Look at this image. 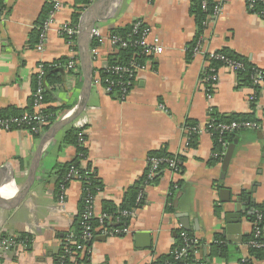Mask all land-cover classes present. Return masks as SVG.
Returning a JSON list of instances; mask_svg holds the SVG:
<instances>
[{"label": "crops", "instance_id": "1", "mask_svg": "<svg viewBox=\"0 0 264 264\" xmlns=\"http://www.w3.org/2000/svg\"><path fill=\"white\" fill-rule=\"evenodd\" d=\"M222 1L221 13L208 17L204 25L203 49H228L264 68V19L248 10L246 0ZM55 2L61 7L43 35L41 26ZM85 7L77 0H0V110H29L38 88L40 63L53 66L60 59L79 57L58 29L73 23L74 13ZM190 9L191 0H111L99 13L95 25L104 33L142 20L161 37L164 52L145 59L147 67L138 72L124 101L92 83L85 108L44 146L26 198L13 208L0 204V235L27 236L22 244L0 255V264H58L61 236L71 230L82 199L79 181L68 184L63 207L56 193V168L77 153L74 145L62 144L66 131L73 127L81 129L88 150L82 167L90 164L103 183L95 196L96 215L102 213L105 201L122 204L129 190L144 178L152 153L165 152L182 162L179 173L162 169L155 182L143 187L141 205L133 209L126 234H99L87 252V263L73 264H151L171 251L182 230L196 238L200 244L197 256L204 259H210L215 235L225 237L228 257L215 256L209 264H245L250 258L245 243L253 230L250 214L264 204V91L252 99L253 88L241 85L237 73L222 66L213 96L208 98L202 81L207 59L187 54L198 34ZM110 49L108 44L102 47L100 58L92 63L93 77L109 61ZM76 62L74 69L67 68V63L53 70L49 79L48 71L44 76L45 108L52 110L56 121L82 98L80 58ZM212 111L225 116L251 115L259 124L257 129L237 132L227 166L226 155L222 159L216 155L222 148L215 151L213 134H197L193 143L188 134L190 123L206 128ZM46 131L36 136L27 130L0 129V169L14 176L15 182L12 192L3 195L9 185L0 175L4 201L13 200L27 180ZM222 190H228L227 194ZM236 206L242 209V222L227 235L225 216ZM139 233L147 235L138 240ZM252 264H264V259H254Z\"/></svg>", "mask_w": 264, "mask_h": 264}, {"label": "built area", "instance_id": "2", "mask_svg": "<svg viewBox=\"0 0 264 264\" xmlns=\"http://www.w3.org/2000/svg\"><path fill=\"white\" fill-rule=\"evenodd\" d=\"M96 0H92V3ZM214 7L209 17L218 16L223 8L222 0H213ZM258 2H264V0H246V5L248 10H254ZM91 3V4H92ZM61 7L59 2H55L54 9L50 12L49 17L44 21L42 25L43 35L46 31L50 29L54 23V16L57 10ZM203 8L207 9V0H203ZM258 16L264 19V10L258 11ZM206 21L204 22V24ZM59 33L66 39L68 45L74 50V46L77 41L79 34V25L66 22L60 26L58 29ZM131 36H136V39H132ZM106 44L110 46V51L113 54L118 48H126L128 46H134L137 48V55L143 57L144 61L139 62L137 58L130 60L129 64L115 63L110 64L108 60L102 66L95 70V76L93 77V84L96 86H102L108 95L116 96L119 100L124 101L127 99L129 93L131 92L136 76L139 71L144 70L147 67L145 59L153 58L159 56L164 52V46L161 37L154 33L152 27L142 20H137L132 23V30L129 39H124L118 34H112L110 31L104 33L100 26L95 25L90 32V42L88 53L90 59L95 62L100 58L102 54V47ZM42 49V46L40 47ZM201 54L208 62V69L205 71L202 81L203 89L207 93L208 98H212L215 85L218 81V68L213 66L214 61H221L223 67L228 68L234 73H238L241 70H245L246 66L242 61L229 58L228 56L222 54L220 51L204 50L202 46V41L198 40L194 49L193 56ZM77 58H71L67 64V68L74 69ZM57 65V64H54ZM50 65L45 63H40L38 69V88L34 92V112L32 114H26L22 116H0V129L4 131L11 130H27L29 132H38L42 130L43 127L50 125L49 115L43 112L45 108L44 102V76L46 74L47 68ZM106 73V76H102L101 73ZM252 88L254 94L252 99L255 98L256 88L258 90L264 91V68L256 67L251 73ZM163 107V106H162ZM259 124L256 121L251 120H234L230 123H219L217 125L210 124L206 128H201L199 125H189L187 127L188 134L192 136L193 134H201L202 132H212L211 129L219 133L218 142L222 148L219 154H216L218 158H224L228 148L230 146V141L227 139L230 135L237 133L245 129H257ZM80 136H83L82 131ZM162 169H170L175 173H179L181 168L178 166L176 157H166L150 155L148 157V169L144 176L143 187L149 184V181L153 180L159 171ZM72 181H79L82 183V199L84 201V210L82 212L83 218V236L85 242L93 240L97 235L93 232L92 221L94 219H99L100 221V235H115L114 232L109 231L105 227L106 221H110L107 214L101 213L96 215L95 213V196L90 194L89 189L84 186L83 180L79 173V169L74 165L70 167V170L66 176V182L69 184ZM66 190L67 186L63 185L61 187V192L58 196V203L60 207H63L66 201ZM143 197V188L139 193L138 202L140 203ZM257 220L253 222V228L259 234L260 230L256 225L264 219V210L256 211ZM134 214L132 211H124L125 216H132ZM128 232V226L117 230L116 233L126 234ZM180 237L183 239L184 246L178 253V259H184L187 256L188 249L193 248L198 245L196 238L191 236L187 231L182 230L180 232ZM85 242H80L77 240L76 235L69 231L68 235L64 240H62V253L61 262L58 264H65L66 257L68 256L71 262H75L78 254H85L89 251ZM22 242H19L14 236L0 235V255L8 250L17 247ZM253 246L258 248L264 247V242H251ZM197 252V251H196ZM168 264V263H167Z\"/></svg>", "mask_w": 264, "mask_h": 264}, {"label": "trees", "instance_id": "3", "mask_svg": "<svg viewBox=\"0 0 264 264\" xmlns=\"http://www.w3.org/2000/svg\"><path fill=\"white\" fill-rule=\"evenodd\" d=\"M78 3L83 4L84 6H88L92 3V0H77ZM213 7H214V2L213 0H207V9L203 8V0H191V9H190V13L191 15L195 18L197 27H198V34H197V39L192 42L189 46H188V51L187 54L190 57L193 56V49L196 45V43L198 42V40L201 39V35L204 29V22L207 21L209 14L212 13L213 11ZM86 8V7H85ZM263 11L264 10V2H258L255 6L254 10H250L251 13H257L258 11ZM82 8H78L77 12L74 13L73 16V24L79 25V20L80 17L82 15ZM1 8H0V15H1ZM43 23V22H42ZM42 28V26H41ZM132 30V25H128L125 27H113L111 28L110 32L112 34H118L119 36H121L124 39H129L130 33ZM40 34V32H39ZM132 39H136V36H131ZM75 50H78V44L76 41V44L74 46ZM222 54L228 56L229 58L235 59V60H239L242 61L245 66L246 69L245 70H241L237 73L238 75V79L241 85H249L252 86V80H251V73L253 72L254 68H256L257 66H254L253 64H251L250 62L247 61V59L241 57L240 55L228 50V49H223L222 51H220ZM78 56H76L77 58ZM79 58V57H78ZM77 58V59H78ZM137 58L139 60V62L144 61L143 57H139L137 55V48H135L134 46H128L126 48H118L117 51L112 54L110 56L109 59V63L110 64H115V63H121V64H129L130 60H133ZM70 59L66 58V59H60L59 61H57V65L53 66H49L47 68V77L49 79V77H51L53 75V70H55L57 67L59 66H63L65 64L68 63ZM213 66L219 68L223 66V63L221 61H214L212 63ZM101 75L104 77L106 76V73L102 72ZM256 94L259 92V88H256ZM46 91L44 92V102L46 100ZM34 97H32V101H31V106L29 108V110L27 111H23V110H19V109H10V110H0V116H22V115H26V114H32L34 112ZM43 112L49 115V119H50V125L53 124L56 121V116L53 114L51 109L48 108H44ZM234 120H251V121H255V119H253L251 117V115H244V114H233L230 116H225V115H221L219 113H216L215 111H212V115L210 117V120L208 122V126H210V124H214L217 125L219 123H230ZM50 125L45 126L42 128V130H48V128L50 127ZM189 125H197L196 122L194 123H190ZM40 131L38 132H32L34 135L38 136L40 134ZM213 134V137L215 139V144H216V148L215 151L218 152L219 148H220V143L218 142V135L219 133H217L214 130H210ZM80 132L81 129L80 128H70L66 131L65 135L63 136V140H62V144L64 145H74L76 147V156L68 163L66 164H62L59 165L56 168V173H57V186H56V193L59 195L61 192V187L63 185L68 186V183L66 182V176L70 170L71 166H75L76 168L79 169V173L81 175V178L83 180V184L85 187H87L89 189L90 194L96 196L102 189H103V183L100 180V178L98 177V174L96 172V170L90 165L88 164L86 167H82L81 163L83 160H86L88 157V150L86 148V146L84 145V137L80 136ZM237 133H234L232 135H230L227 139L232 142L234 140V137L236 136ZM197 137V134H193L191 137V143H193L195 141V138ZM151 155H157V156H166V157H173L172 155H169L165 152H154ZM216 158V157H215ZM177 163L178 166L180 168H182V162L181 160L178 158L177 159ZM157 177V176H156ZM154 178L153 180L149 181L150 183H153L157 180V178ZM145 179L142 178L141 181L132 189L129 190V192L126 194L124 201L122 202V204L120 205H116L111 201H105L103 203V211L102 213H105L108 215V217L110 218V221H106L105 223V227L109 230L115 233V235H120L123 236L124 234L122 233H116L117 230H121L127 226H129L130 224V216H125L124 215V211H132L133 209L139 207L141 204H139L138 202V196L140 191L143 188V183H144ZM84 210V201L83 199H81L80 204H79V208H78V213L75 216L74 219V223L72 225L71 230L76 237L77 240L80 242H85L84 239L82 238L83 236V231H84V226H83V218H82V212ZM264 210V204L260 205V206H256L255 210L250 214V219L251 221H256L257 220V214L255 213L256 211H262ZM100 221L99 219H94L92 221V227H93V232L95 235L99 236L100 230ZM257 228H259L260 232L259 234L257 233V231H255V229L253 228L252 232L247 235L245 237V243L248 245L249 247V257L247 259V261L245 262V264H252V262L254 261V259L257 260H263L264 259V247H256L253 246L251 244V242H264V219L259 222L256 225ZM68 231V232H69ZM68 232H64L62 234V239L64 240L66 238V236L68 235ZM8 236V235H5ZM26 235H21L19 238H16L19 242H21V240H25L26 239ZM96 239V237L88 242H85L86 246L88 248L91 247L92 242ZM226 239L222 234H216L215 235V241L211 244V254H210V259L215 257V256H219V257H224L227 258L228 257V250H227V245H226ZM200 245V244H199ZM199 245L188 249L187 252V256L184 259H178L177 255L178 253L181 251V249L184 246L183 243V239L180 237V233H179V237H178V241L175 244V246H173V248L171 249V251L166 254L163 255L161 257H159L155 262L151 263V264H209L210 263V259H204V258H199L197 256V252L199 250ZM60 254V253H59ZM80 255L82 254H78L76 262L77 263H81V262H86L87 260L90 258L89 253H85L83 254V257L81 258ZM56 263L61 262V256L58 255L55 259ZM65 264H73V262L70 261L69 257H66V261Z\"/></svg>", "mask_w": 264, "mask_h": 264}, {"label": "water", "instance_id": "4", "mask_svg": "<svg viewBox=\"0 0 264 264\" xmlns=\"http://www.w3.org/2000/svg\"><path fill=\"white\" fill-rule=\"evenodd\" d=\"M111 0H96L92 4L86 6L85 10L82 12V15L79 20V34L77 37L78 40V51H79V58L80 63L83 71V94L79 104L69 113L64 115L63 117L59 118L53 124L50 125L48 130L43 134L40 140L39 147L35 154L34 160L32 162L28 178L23 184V186L19 189L16 196L10 202L3 200V195L6 193H11L14 186V176H9V174L4 170L0 169V175L6 178L8 182L9 188L8 192H4L3 195H0V204L6 208H13L17 206L20 202H22L26 196L28 195L36 176V170L39 165V161L42 157L44 146L47 142L52 140L55 135L64 128L67 124H69L86 106L88 102V98L90 96L92 90V83H93V68L92 62L88 53L89 42H90V32L92 28L95 26L96 21L98 20L99 13L105 8L106 5L110 3ZM236 148V144H230L228 151L226 153L224 164L227 166L229 165L232 156L234 154ZM223 193L228 192V190H222ZM224 202H230V199L223 200ZM240 201V198H239ZM241 205V204H239ZM242 209L240 206H236L233 212L227 213L225 216V220L227 222V226L224 227L226 234H232V229L237 227L242 222ZM183 227L188 229L189 227L186 225L187 221L182 219ZM238 224V225H236ZM147 233H139L137 235V239H144Z\"/></svg>", "mask_w": 264, "mask_h": 264}, {"label": "bare ground", "instance_id": "5", "mask_svg": "<svg viewBox=\"0 0 264 264\" xmlns=\"http://www.w3.org/2000/svg\"><path fill=\"white\" fill-rule=\"evenodd\" d=\"M6 192H8V189H7V191ZM6 194H8V193H6Z\"/></svg>", "mask_w": 264, "mask_h": 264}]
</instances>
